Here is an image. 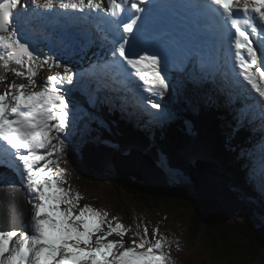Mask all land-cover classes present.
I'll return each mask as SVG.
<instances>
[{
    "label": "snow or ice",
    "instance_id": "6c2138e0",
    "mask_svg": "<svg viewBox=\"0 0 264 264\" xmlns=\"http://www.w3.org/2000/svg\"><path fill=\"white\" fill-rule=\"evenodd\" d=\"M104 3L105 0H0V82L6 81L8 72L29 82L8 83L0 92V170L18 175L32 193L27 201L31 218L23 229L5 228L4 220H0V264H173L170 253L165 252L171 242L159 228L149 239L145 226L143 233L133 234L132 246L125 247L123 237L130 228L113 225L107 221V213L90 206L80 208L76 214L74 209L83 197L79 192L73 196L60 186L68 183L60 164L65 161L66 130L72 126L75 107L66 99L63 86L72 84L76 73L64 67L63 76H50L40 85V91H29L38 87V70L63 65L51 56L37 54L21 39L19 29L30 11L41 17L37 10L51 13L59 9L65 14L79 13L82 18L95 17L108 26L111 31L106 38L110 37L113 44V59L108 63L138 92L157 97L145 103L156 113L162 112L159 99L167 96L171 87L164 73L168 55L165 41L179 38L170 33L150 34L147 6L151 0H106V13ZM188 7L197 15L198 24L204 13L229 30L236 82L249 91L264 115V53L258 54L257 50L264 49V0H197ZM204 36L213 39L215 33L205 32ZM149 42L155 51L142 47L136 52L137 46ZM3 171L0 191L14 187L2 182ZM113 234L121 241L109 240Z\"/></svg>",
    "mask_w": 264,
    "mask_h": 264
},
{
    "label": "rangeland",
    "instance_id": "374dc122",
    "mask_svg": "<svg viewBox=\"0 0 264 264\" xmlns=\"http://www.w3.org/2000/svg\"><path fill=\"white\" fill-rule=\"evenodd\" d=\"M86 2H87V0H86ZM29 14H33V13L30 11ZM70 15L73 16V14H70ZM78 15H79V18L82 19L81 14H78ZM56 16H58V15H55L53 17H56ZM86 20H88V19H83L82 21L86 22ZM84 22H82V23H84ZM82 23H79V26ZM87 24L91 25V23H87ZM92 24H95V23H92ZM57 28H58V26L56 25V23L51 21V20L43 22L40 26V29L43 31L42 34L45 36H50L52 39H59V38H62V36H64V35H66V36L69 35V33L68 34L63 33L65 31L64 28H61V30L57 29ZM83 31H81V32H83ZM28 34L30 36H33V34L31 33L30 30L28 31ZM83 34L86 36L88 35L87 32H83ZM76 37L78 39H80L77 35H76ZM95 37H96V39H95ZM95 37H93V38L89 37V40L94 41V47H95L96 51L101 52L100 50H98L99 46L97 49L96 45H102V42H104L105 39H102V35L100 32L96 33ZM85 39H87V37ZM106 45H102L101 47L103 48ZM173 55H170V58L177 61L175 56H177V58H179V56L177 54H173ZM104 56H105V53L103 55L100 53V59L102 60L103 63H105ZM186 60L187 59H184L183 61L186 62ZM195 62L198 63V61H195ZM187 63H188V60H187ZM204 63H205V59H204V61H201V68H202L201 72H198L200 68L198 69V71L196 70L194 72L200 73L201 75L204 76L205 79H206V76H208L207 80L210 79L212 82L218 83L219 82L218 78H215V77L212 78L210 76V74L206 73L207 70L205 69L206 67L204 66ZM186 65L187 64H185V66ZM182 66L183 65H181V64L174 65V67L172 69V73L176 76L177 75L180 76L181 70L183 69ZM214 67H215V69L218 68V62L214 61ZM198 73H196V74L192 73V75L194 76V79L187 77V68L185 67L183 78L186 79L187 81H189L191 84H194V83H196V77H197L198 81L201 80L200 75ZM46 79H44V80H46ZM107 81H109L110 86L116 85L117 81L119 82L118 83L119 87H116L119 89V94L117 96L114 94L112 99L114 101L118 102V105H117L118 109H124V101L129 100L130 94L133 91V88L129 87V85H127V84L120 82L119 79L116 80L114 78H108ZM65 86H66V83L64 84L63 87L65 88ZM98 87L101 88V85H98ZM172 87H173V83L171 82V88ZM221 87L227 88L228 84L223 81V85ZM237 87L240 88L241 86H237ZM100 88H97V90L99 89V91H98V93H100L99 96L102 100H104L106 98V93L108 92V89H104V91H101ZM40 90H41V87L39 86V88L30 89L29 91H40ZM185 91H186V93L190 92L192 97H194L192 94L193 90L186 89ZM92 101H94V100L91 97H89V99H87V100L86 99L84 100V102L81 104L82 112H86L88 110V108L90 107L89 103ZM254 106L258 107L255 103H254ZM73 113H74V118L71 121H74V124L72 125L71 128L69 127L66 130L67 135L70 133L69 136H72L73 133L76 134L77 133L76 130H78V129L79 130H86L83 126V123H82V116L78 112L73 111ZM258 113H260V111H258ZM248 116H249V114H248ZM251 122L254 125L256 124L255 120L251 121ZM97 129H99V127H97ZM251 129H253V127ZM87 134L90 135L89 132ZM137 136L141 140L148 138V140L151 142V139L145 134L138 133ZM108 138L110 140H112L111 141L112 144L116 145L115 146L116 150H122L126 146L125 143L119 142L120 138H118V137L116 139L111 138V137H108ZM83 140H86V136L84 137V136L79 135V138L77 140H76L75 136H74L73 140H71V139L66 140V143L68 145V147L66 149V157H65V161L60 164V167L65 169V178L68 177V178H66V180L69 181L67 184L71 187L73 186L77 191L79 189H81L84 192H86L87 195L86 194L83 195V198L81 199L82 202L94 203L95 209H98L101 213H107L106 219H107V221H109L112 224H114L112 219L117 221V222H122L124 220L133 230H135L137 232L136 225L138 222H140L143 225V227H145V226L147 227L148 235L150 234L149 229H151L152 233H151V235H149L150 237L151 236L153 237V230L155 228H159L160 233L164 237H166L169 242H171L170 248H165V252L170 253L173 264H212L211 258H214L215 255L218 253L221 256L222 249H220L218 246H213V245H211L210 242H207L204 239H202L201 242H198L197 244H194V241L192 240L193 238H192L191 232L189 230H191V228H193V226L195 229L200 227V225H199L200 223L198 222L199 219L201 217L204 218L205 216H207L210 213L209 211L206 210V207L204 205H196L195 207L193 206L194 208H192V210L187 209L186 206H189L187 204L188 198L183 199L179 194H176V196L180 197L181 200L183 199L184 203H181L183 201H181L179 203H175V205L173 206V209L177 213L184 214V216L187 219L188 225L186 224L183 217H177L176 219H173V218L169 217L167 213H157L155 211L149 210L146 207H145V211H146L145 212V219L139 221V220H137V218L133 217V213H132V210H133L132 205H133V197H134L133 192H136V191H132L127 187L121 188L123 183L120 179H113V178L105 177V178H99L96 180L93 179V181H87L86 180V178L88 177L87 173L89 175V172L92 175H96V176H92V178H96L98 175L99 176L102 175L100 172L107 173V170H105L102 163L99 164L98 160L96 158H94L93 156H94L96 151H99L103 155L105 153V151L107 149H110V148L105 147V146L101 145L100 143H90V144L88 143L86 150L87 151L92 150V156L91 157H92V159H95L97 161V162H93L92 166H90L88 164V156H87L88 154L84 153V150L82 148H80V146H81L80 144H83ZM73 145L77 146L79 149L74 148ZM84 145L85 144H83V148H84ZM136 149L137 148L130 146L127 150H122V151L125 152V154H129L131 152L132 154L130 157H132V156L137 155V154H135ZM188 153H189V156H185V157H187L190 161H192V164L188 165L185 158L181 162V165L184 168L183 171L185 172V174L177 177V174L175 172H172V174L167 176L169 179L166 180V183L169 180H171L172 184H176L177 180H178V181H180V184H182V183H184L185 178H187V180L191 181L189 173L191 172L194 165L197 166L198 162H197L196 158L194 157V154L197 155V152H195V149H191L188 151ZM249 157H251V156H249ZM103 160H105L108 164V160L105 156H103L102 161ZM80 162H84L87 164V167H85V169H84V170H86L85 173H83V171H78L76 169V166L78 164H80ZM138 162H139V166L143 168L141 171L145 175L144 177L148 178V177H146V175L150 174L152 166L148 162L142 163L140 160H138ZM204 164L207 166V163H204ZM91 167H95V169H97L98 172L91 171ZM163 168L164 169H160V168H157V169H159L163 172L169 171V170H166V169H169V168H166V166H164ZM222 173L225 176H227L226 173H224V170H223V172H221V174ZM178 178H181V179H178ZM90 179L91 178H89V180ZM19 183H21V181H19ZM191 183H192V181H191ZM114 185H115V188L113 189ZM249 185H251L252 189L255 190L254 183L250 177H249ZM131 188L133 189V187H131ZM25 189H26V187H25ZM174 191L176 192V190H174ZM239 194H242V192H240ZM29 197L31 198L29 191H28V198ZM84 197H86V198H84ZM121 201H125L127 204L124 206H120ZM113 202H114V204H113ZM257 205H259V206L261 205L259 200L257 201ZM109 209L111 212H109ZM233 214L239 215L238 217L234 216L235 217L234 219L239 220V221H243V218H242L243 215H242V212L239 208L238 209L235 208L233 211ZM202 223H203V221H202ZM244 223H245V221H244ZM116 224H119V223H116ZM212 226H213V224H211V222L207 218L204 219V223L202 226V233L204 231V234L206 235L210 231L214 230V229L207 230V229H209V227H212ZM104 227H105V230H107V224ZM249 242H250V240H249ZM124 244H125V247H131L132 246L130 240L124 241ZM239 256H240L239 254H233L232 255V257L235 258V260L239 259ZM214 263L218 264V257H217V260H214ZM245 263L248 264L249 262L245 261ZM254 264H260V263H254Z\"/></svg>",
    "mask_w": 264,
    "mask_h": 264
},
{
    "label": "trees",
    "instance_id": "16d2710c",
    "mask_svg": "<svg viewBox=\"0 0 264 264\" xmlns=\"http://www.w3.org/2000/svg\"><path fill=\"white\" fill-rule=\"evenodd\" d=\"M214 87L216 88V90L218 89L217 86H214ZM194 88H197V86ZM192 93L196 100V91H193ZM220 99L223 101L221 97L212 95L211 97L207 96L205 99L202 100V102L208 104V109H209V113L211 116L210 121L208 120L210 124V128L208 130L209 135L211 138L214 139V142L218 147H220L221 149H224L223 154L229 155V157L227 158L224 157L225 158L224 159L221 155L211 150H206L204 152L197 150L196 151L197 155L194 154V157L196 159H203L204 161H207L206 159H209L219 164L220 167L224 170V173H226L227 177L230 178L231 186L235 194H237L239 198L242 195V198L245 201H247L251 206L262 208L264 211V198L261 196V194L256 193V191L252 189V186L249 185V176L245 173L242 165L236 160H232L231 156H233L239 150L238 145H240L241 142H238L237 144L235 139L232 137L234 128L231 125H229V123L221 115L223 112L219 109V107L212 105V103H215L217 100H220ZM195 104L196 102L194 101V99L193 101H190V108L194 109ZM194 114H195V120L197 122L204 123L205 121V109L204 108H202V111L200 112L198 111L194 112ZM119 117H121V115H119ZM248 118L250 119V121H254V118L251 115H249ZM117 119H118V116H117ZM117 119L115 118L114 120L117 121ZM187 120L190 123L189 117H187ZM240 125H242V123ZM122 126L125 127V125H122ZM122 126L120 127V129H123ZM254 126L257 128L256 124ZM195 128L197 129V127ZM188 130L189 132H191L190 128H187L185 125L184 127L180 125V131L182 134L188 135ZM165 131L168 132V130H165ZM88 132L90 133V135L87 134L86 139L89 142L91 143L100 142V138L95 133L91 131H88ZM119 132L121 131L119 130ZM122 133L124 134V136L126 135V138L123 136ZM138 133L139 131H136L135 128L133 127H131L130 133L121 132L120 137L122 139H120L119 141L123 142L122 140H125L124 142H126V146L122 150H127L131 145H136L138 141L135 139V137L138 140H141L137 136ZM128 134L132 136L129 137L127 141ZM164 138L165 136H160L154 142H150L148 138H145L143 142H145L147 151L146 152L143 151V152L152 156L161 167L166 166V168L171 169V171L167 173L168 176L172 174V172H175L177 174V177L184 175L185 172L183 171L184 168L182 167L181 162L185 158L188 165L192 164V161H190L185 156H189L188 151L191 149H195L196 146L198 145V142L197 143L187 142L186 146L188 148L186 147L185 151L184 150L178 151L176 149V154L177 153L182 154V159L179 163V160H177L175 156L176 154L174 155L171 149L169 148L168 142L163 141ZM149 143L153 147V152L149 151L150 149ZM240 146L246 149L245 145H240ZM82 149H84V153L88 154L87 155L88 164L90 166H92L93 162H97L95 159H92L91 157L92 150L90 151L85 150L86 143L84 145V148ZM118 151L119 150H116V152ZM236 154L237 156H239L238 153ZM104 155L108 160V164L105 160L102 161ZM104 155H102V153H100L99 151H96L93 156L94 158L98 160V163L99 164L102 163L105 170H107V173L100 172L103 176L102 178L108 177V178L117 179L116 173H115L116 171L111 169L112 168L111 164H113V160H114V153L113 154L111 152L104 153ZM241 156L244 157L243 154H241ZM256 163L257 162H253V165ZM78 167H81V169H78L79 171H83V173H85L86 170L84 169L85 167H87V164L84 162H80V164H78ZM221 168H219V171L223 172ZM91 177L92 176L87 177L86 180L93 181V179L89 180V178ZM178 179H181V178H178ZM121 181L123 183L121 188L126 187L125 185L126 181L132 182L131 186H133L135 189L139 188V186H136L135 183L131 180H126V181L121 180ZM162 190L164 192H161L160 188L155 187L154 193L150 192V190L141 192L139 194L136 192H133L134 194L133 203L139 204V207H142L143 205L147 206L148 208H150L151 210L155 212L157 210H163L166 212L173 213L177 217H183L186 224H188L187 219L184 216V214L175 212L173 209V206L175 205V203H179L183 201V199L181 200V198L177 197L176 194H179L181 197L184 195L188 198L187 199L188 203L187 202L186 203L189 206H186L187 209L192 210V208H194L196 205L199 204L195 202L194 186L191 183V181L185 178L184 183L182 184H180V181L178 180L176 184H172L171 180H169V186L167 188H163ZM174 190H176V192ZM239 192H242V194H239ZM258 200L261 203L260 206L257 205ZM181 203H184V201ZM245 205H246V202H245ZM205 207H206V210L209 211L210 213L204 218L201 217L199 221L196 219L200 223L199 224L200 227L195 229L193 226V228H191L190 230L194 244H197L198 242H201L202 239H204L207 242H210L211 245L218 246L220 249H222L221 256L218 253L214 257L216 260L218 257L219 264H247L245 263V261H248L249 262L248 264H254V263L263 264L264 263V213L263 214L259 213V217L256 219V217H254L252 214V210H250L248 207L241 205L239 209L242 212L243 221L234 219L235 217H238L239 215L232 213L227 217L225 222H222L221 215L214 214L211 212V209L214 208L215 205L208 204ZM142 216H143L142 214H139L137 219L141 220ZM206 218L207 219L210 218L211 220L218 219L221 223L214 224L212 222L211 224H213V226L209 227V229L207 230H210V229H214V230L210 231L209 233L205 235L204 231L202 233V226L204 223V219ZM233 254H239L240 255L239 259L235 260V258L232 257Z\"/></svg>",
    "mask_w": 264,
    "mask_h": 264
},
{
    "label": "water",
    "instance_id": "95a60500",
    "mask_svg": "<svg viewBox=\"0 0 264 264\" xmlns=\"http://www.w3.org/2000/svg\"><path fill=\"white\" fill-rule=\"evenodd\" d=\"M176 146V147H175ZM184 146V145H183ZM174 154H176V149L179 150V145L175 144L172 147ZM179 155V163L182 159V154L181 153H177ZM121 157V156H120ZM125 159H129L131 162V165L134 167L132 170H128L127 168H122L118 165L123 159H121V161H117L116 164H114V171H120V170H125V177L126 178H130L133 177L132 181L135 183L136 186H139L138 189H135L132 185V182H128L126 181V187L129 188L132 191H136V193H141V192H145L147 190H150V192L154 193L155 190V186H157L158 188H160L161 192H164L162 189L165 187L166 185V180L168 179L167 175L165 172L157 169L156 166H154V168H151V172L150 174L152 175V177H158L161 176V180L154 182L153 179H149V178H145L144 174H140L139 172H142L141 170L143 169L142 167L139 166V162L138 160H140L142 162V160L139 158L138 156H132V157H126ZM197 166L194 165V167L192 168L191 172L189 173L191 181L194 185V193H195V202L201 205H215L214 208L211 209V212L214 214H218L222 216V222H224L227 217L233 213L234 209L236 208L235 206L237 204H239V199L236 195H231L230 193H225L224 189L217 183L216 185L213 182H210L208 178H206V176L202 173V171L199 168V165H201V161H197ZM147 163V162H145ZM148 163L150 164V162L148 161ZM207 168L210 170H213L214 166L207 164ZM78 169H81V167H78ZM91 171H95L98 172L97 169H95V167H91ZM116 173V172H115ZM143 173V172H142ZM116 175L118 177L124 178V176L116 173ZM149 174L146 175V177H148ZM87 176H96V175H92L89 172V175L87 173ZM102 175H98L96 178H92L91 179H99L102 178ZM113 177V176H111ZM141 177H144L141 180ZM105 181V180H104ZM139 183V184H137ZM144 183V184H141ZM125 187V188H126ZM133 187V189L131 188ZM66 189H68V186H65ZM182 198H187L186 196H182ZM198 204V205H199ZM166 212V211H165ZM168 214V216L170 215V212H166ZM173 218V217H171ZM174 219V218H173ZM211 223L213 222L214 224H220L221 222L218 219H213L211 220L210 218L208 219Z\"/></svg>",
    "mask_w": 264,
    "mask_h": 264
},
{
    "label": "bare ground",
    "instance_id": "6f19581e",
    "mask_svg": "<svg viewBox=\"0 0 264 264\" xmlns=\"http://www.w3.org/2000/svg\"><path fill=\"white\" fill-rule=\"evenodd\" d=\"M172 2H177V0H171ZM182 4H186V3H188V1L187 0H182V2H181ZM178 10H180L181 12H182V14L184 15V16H187L188 15V11L186 10V9H184L183 8V10H181V8L180 7H178L177 8ZM173 12H175V11H173ZM30 15H33V14H30ZM79 16V15H78ZM65 22H67V19L65 18ZM108 27V26H107ZM61 28H64V27H58L57 29H60L61 30ZM176 28L177 29H179V24H176ZM65 29V28H64ZM171 28H169L168 27V24H166V23H163V31L164 32H166V31H168V30H170ZM200 31H201V28H200ZM110 32V29H109V27L107 28V30L105 31L104 30V32H100L101 33V35H102V39H105V41L104 42H102V45H106L105 47H101L102 45H96L97 46V49H98V46H99V49L98 50H100L101 52V54L103 55L104 53H105V56H104V59H105V63L104 64H107V65H109V66H112L110 63H108V61H111L112 59H113V57H112V55H111V50H112V47H113V44H112V41H111V39H110V37H108V38H106V36H107V34ZM172 34V32L171 31H169L168 32V34ZM80 39H85L87 36L86 35H84L83 34V32H78L77 34H76ZM183 36L184 37H186V30L184 29L183 30ZM173 37H175V36H173ZM188 42H189V40H188ZM166 43H167V45L172 49V51H171V53H170V55H173V54H176V52L175 51H173V49L174 48H177L179 51H180V53H181V56H182V58H183V60L184 59H187V55H186V52H185V50H184V48L181 46V44H180V42H179V40H177V39H171V40H166ZM255 46V45H254ZM191 48H192V46H191ZM219 50H221V47L219 48ZM258 50V54H259V48L257 49ZM174 56V55H173ZM185 56V57H184ZM207 56V55H206ZM219 58L221 59V60H223V58L221 57V55L219 56ZM172 59V58H171ZM192 60H194V61H198V58H197V56H196V52L195 51H193V53H192ZM226 60H227V64H228V69H227V71H228V73H227V76H235V70H233L232 69V65H231V61H230V59L227 57L226 58ZM214 61L215 62H217V57L215 56V55H213L212 57H210V58H205V63H204V66L206 67L205 69L206 70H208V69H210V68H215L214 67ZM180 64V62H178V61H175V60H173L172 59V69H173V67H174V65H179ZM184 64H187V60H186V62H184ZM113 67V66H112ZM216 70H218V68L216 69ZM198 71V70H197ZM193 73H198V72H193ZM207 74H210L208 71L206 72ZM194 74V75H195ZM178 76V75H177ZM187 77H190V78H192V79H194V76L193 75H191V76H189L188 75V71H187ZM208 76H206V78H207ZM213 78V77H212ZM236 81H237V77H236ZM199 83H203V81L202 80H199L198 81ZM224 82H226L227 83V80L226 79H224ZM212 85H213V87L214 86H217V88H218V90H221V91H223V90H225V89H227V88H222L219 84H216L217 82H210ZM197 86V85H196ZM236 86H240L237 82H236ZM197 87H199V86H197ZM216 89V88H215ZM97 91H99V89L97 90ZM237 92V91H236ZM236 92H235V94H236ZM193 94V93H192ZM193 101V100H192ZM233 102L234 103H236L237 102V100L236 99H234L233 98ZM169 103V102H168ZM249 113V115H251L252 117H253V115H252V110H249L248 111ZM85 129H87V128H85ZM83 144H85V140H83ZM83 144H82V146H80V148H83ZM116 154H117V152H115V155H114V160H113V164H116V162L117 161H121V159H123L118 165L121 167V169L122 168H127L128 170H132L134 167L131 165V162H130V160L129 159H125L126 157L125 156H116ZM135 154H137L138 155V150L136 149V152H135ZM136 155V156H137ZM139 158L142 160V163H145V162H150V165L152 166V168H154V166H156L157 168H161V166L157 163V161L152 157V156H150V155H148V154H146L145 152H143V153H141V154H139ZM199 168H200V170L202 171V173L206 176V178H208L209 179V181L210 182H213L215 185L218 183L223 189H224V191H225V193L227 194V193H230L231 195H235V192L233 191V188H232V186H231V180H230V178H228L227 176H225L224 174H221V172L219 171V168H214L213 170H210V169H208L207 168V166L204 164V162H202L201 163V165H199ZM79 171V170H78ZM116 173H118V174H120V175H122V176H124V178H121V177H118L117 175H116V177H117V179H120V180H131L132 181V179H133V177H130L129 179L128 178H126L125 177V175H124V173H125V170H120V171H116ZM109 174V173H108ZM142 175L143 173L142 172H139V175ZM167 174V173H166ZM109 176V175H108ZM144 177H141V180L143 179ZM148 178L149 179H153L154 180V182H157V181H159V180H161V176H158V177H152V175L151 174H149L148 175ZM10 179H15L16 181H17V184H18V188H22V189H25V187L21 184V183H19V180L18 179H16V178H14V177H10L9 178V180ZM91 180V179H90ZM137 184H139V183H137ZM141 184H144V183H141ZM169 186V181L166 183V185H165V187L164 188H167ZM155 187H157V186H155ZM158 188V187H157ZM26 193H27V197H28V191L26 190ZM5 196H6V194L4 195V196H2V198H5ZM20 199H21V197H20ZM29 199V198H28ZM241 206V204H237L235 207L238 209L239 207ZM14 219V218H13ZM142 219H143V216H142ZM226 221V220H225ZM224 221V222H225ZM16 230H17V228H16Z\"/></svg>",
    "mask_w": 264,
    "mask_h": 264
}]
</instances>
